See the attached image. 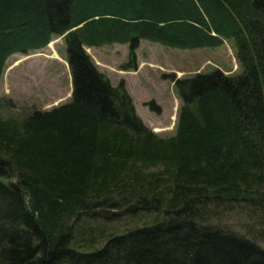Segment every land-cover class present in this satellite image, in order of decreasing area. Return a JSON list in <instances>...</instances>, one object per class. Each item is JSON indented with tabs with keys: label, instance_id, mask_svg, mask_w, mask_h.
I'll use <instances>...</instances> for the list:
<instances>
[{
	"label": "trees",
	"instance_id": "1",
	"mask_svg": "<svg viewBox=\"0 0 264 264\" xmlns=\"http://www.w3.org/2000/svg\"><path fill=\"white\" fill-rule=\"evenodd\" d=\"M56 36L70 99L20 122L0 114V264H264L257 241L210 221L243 207L264 224V0H0V76ZM141 39H233L242 70L163 76L182 103L161 137L85 50L127 44L121 67L135 70ZM84 211L133 223L84 237Z\"/></svg>",
	"mask_w": 264,
	"mask_h": 264
},
{
	"label": "rangeland",
	"instance_id": "2",
	"mask_svg": "<svg viewBox=\"0 0 264 264\" xmlns=\"http://www.w3.org/2000/svg\"><path fill=\"white\" fill-rule=\"evenodd\" d=\"M54 39L57 40L53 46L60 59L52 57L49 45L27 54L14 53L7 58L0 76V114L4 119L20 122L34 109L47 110L70 99L72 84L64 38L56 36ZM85 50L112 85H117L120 80L124 81L136 113L161 137L174 134L178 109L182 103L174 82L166 77H191L196 73L211 72L216 68L227 75L237 74L242 70L236 58L233 39H227L217 47L188 49L166 47L141 39L136 51L135 70H125L121 67L128 62L127 44L85 46ZM16 60L20 61L15 64ZM151 101L160 107V113L149 109L147 104ZM154 126L167 129L156 132ZM15 181L17 179L13 178L12 182ZM108 210L112 212L116 208ZM117 210L121 211L122 208ZM88 212H93V209ZM88 212L81 213L77 227L73 229L75 232L84 230V237L95 235L100 230L121 231L130 226L129 222L133 223L125 220L132 217L128 215L116 219L119 216L117 215L113 219L105 220L100 216L90 218V215L86 214ZM257 215H261L260 211H257ZM146 216L151 218V215L147 214L135 217H139L137 220L142 223L148 219ZM210 221L248 236L264 247V233L260 229L264 228V224L255 214L249 213L243 207L224 210L223 215Z\"/></svg>",
	"mask_w": 264,
	"mask_h": 264
},
{
	"label": "bare ground",
	"instance_id": "3",
	"mask_svg": "<svg viewBox=\"0 0 264 264\" xmlns=\"http://www.w3.org/2000/svg\"><path fill=\"white\" fill-rule=\"evenodd\" d=\"M61 37H64V36H61ZM57 39H54L53 41H51L48 45H49V48L52 50V57L54 58H61L60 55L57 53V51L54 49V43L56 42ZM19 57V56H18ZM20 60H16L14 63L16 64L17 62H19ZM22 61V60H21ZM176 107V106H175ZM172 119H174V116H172ZM176 123V122H175ZM170 127H168L169 129ZM156 132H160L162 130H166L167 128L166 127H157V126H154L153 128ZM98 215V214H97ZM95 242V241H94Z\"/></svg>",
	"mask_w": 264,
	"mask_h": 264
},
{
	"label": "water",
	"instance_id": "4",
	"mask_svg": "<svg viewBox=\"0 0 264 264\" xmlns=\"http://www.w3.org/2000/svg\"><path fill=\"white\" fill-rule=\"evenodd\" d=\"M22 182L25 184V181L24 180Z\"/></svg>",
	"mask_w": 264,
	"mask_h": 264
},
{
	"label": "crops",
	"instance_id": "5",
	"mask_svg": "<svg viewBox=\"0 0 264 264\" xmlns=\"http://www.w3.org/2000/svg\"><path fill=\"white\" fill-rule=\"evenodd\" d=\"M139 48V47H138ZM138 48L136 49V51L138 50Z\"/></svg>",
	"mask_w": 264,
	"mask_h": 264
}]
</instances>
